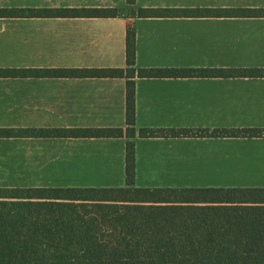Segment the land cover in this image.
<instances>
[{"label":"crops","instance_id":"crops-1","mask_svg":"<svg viewBox=\"0 0 264 264\" xmlns=\"http://www.w3.org/2000/svg\"><path fill=\"white\" fill-rule=\"evenodd\" d=\"M117 9L96 17L0 18V188L264 189V136L65 137L71 129L128 128L125 69L135 32L139 69L264 71V0H24L0 8ZM168 9L140 17L138 9ZM28 72V73H27ZM136 129L264 130L263 76L135 77ZM42 132V133H41Z\"/></svg>","mask_w":264,"mask_h":264},{"label":"trees","instance_id":"trees-1","mask_svg":"<svg viewBox=\"0 0 264 264\" xmlns=\"http://www.w3.org/2000/svg\"><path fill=\"white\" fill-rule=\"evenodd\" d=\"M129 5L135 0H127ZM138 9L140 17L170 14ZM264 16V10H243ZM117 9L0 8V18L96 17ZM135 32L126 36V68L76 71L127 78L128 128L71 129L65 137H261L264 130L136 129L135 77L263 76L264 71L139 69ZM0 69V77L26 75ZM28 73V72H27ZM42 133V132H41ZM21 131H0L19 136ZM124 188H0V264H264V189L133 188L134 144L127 143Z\"/></svg>","mask_w":264,"mask_h":264},{"label":"rangeland","instance_id":"rangeland-1","mask_svg":"<svg viewBox=\"0 0 264 264\" xmlns=\"http://www.w3.org/2000/svg\"><path fill=\"white\" fill-rule=\"evenodd\" d=\"M0 3L19 4L24 3V0H0Z\"/></svg>","mask_w":264,"mask_h":264}]
</instances>
